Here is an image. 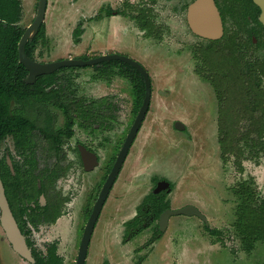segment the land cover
I'll list each match as a JSON object with an SVG mask.
<instances>
[{
	"label": "rangeland",
	"instance_id": "1",
	"mask_svg": "<svg viewBox=\"0 0 264 264\" xmlns=\"http://www.w3.org/2000/svg\"><path fill=\"white\" fill-rule=\"evenodd\" d=\"M189 2L48 0L44 26L50 41L44 45L40 42L36 55L43 54L42 57L38 56L40 62L68 58L90 60L111 54L134 58L132 51L136 52L140 42L128 36L125 17L113 16L102 21L91 19L106 6L113 10H125L129 17L126 22L130 24L132 35L146 47L142 54L146 65L141 62L149 68L154 98L147 119L125 162V170L118 180V184L125 183V200L122 202V191L118 187L108 205L113 211L117 203L125 206L124 215L119 221H114L115 234H121L123 219L132 218L144 196L151 192L154 178L165 179L174 185L168 197L172 207H198L207 217L212 232L206 230V225L199 218L174 217L171 228L160 240V247H156L159 254L155 258H161L160 264H264V243L256 244L251 253L246 252L234 227L239 204L234 190L241 182L252 181L257 197L264 198V146L258 142L259 146L255 144L250 147L251 144L244 140L239 145L244 155L240 158L223 156L219 143V111H226L230 103L226 98L227 104H220L219 95L209 78L213 69L208 58L222 62L223 56L232 53L229 50L232 43L227 38L209 43L193 34L183 6ZM21 3L23 17L20 26L26 29L36 17L39 0H21ZM143 9L148 20L155 23V39L153 33L148 36L149 32L140 31L137 21L132 19L141 11L144 12ZM80 21H83L85 32L81 41L77 42L74 32ZM241 54L246 63L264 62V49L260 47H244ZM242 72L245 73L246 69L243 68ZM95 75L96 71L92 67H82L76 72L74 69L64 71L59 78L77 96L97 102L115 103L119 108V127H125L126 130L132 120L131 100L127 94L131 92V85L120 77L113 78L107 84L94 79ZM226 88L223 90L226 91ZM234 89L232 85L227 88L231 97L238 96L237 102L232 104L235 109L233 114L231 112L229 126L232 128V140L238 142L244 138L250 119L242 113L241 117L236 116L242 107V98L239 90ZM37 109L41 116L43 105L34 107L33 113ZM50 112L55 118L62 119L56 111ZM224 120L226 118L221 116V121ZM176 121L183 124L186 130L175 129ZM250 138L257 139L256 134ZM262 141L264 144V135ZM10 145L9 139L3 143V149L10 150ZM111 218L112 215L105 216L102 219L104 223L97 228L91 245L90 255L93 258L90 264H101L104 260L111 264H123V261L125 264H137L140 261L143 264H156L153 259H149L150 251L153 253L154 249L145 243L150 238V230L144 233L143 238L125 244V258L120 252L122 245L119 244V237L113 247L116 246L114 249L120 253L101 255L112 240V227L104 226L111 222ZM66 221L62 218L52 227L49 235L44 229H37L39 236L33 242L37 250L44 251L48 240L59 239L58 252L64 258V264H74L78 240L67 236ZM42 231L43 234L40 233ZM3 242L4 234L0 226L2 264H29L10 248L7 249ZM140 249L145 251L137 253Z\"/></svg>",
	"mask_w": 264,
	"mask_h": 264
},
{
	"label": "flooded vegetation",
	"instance_id": "2",
	"mask_svg": "<svg viewBox=\"0 0 264 264\" xmlns=\"http://www.w3.org/2000/svg\"><path fill=\"white\" fill-rule=\"evenodd\" d=\"M194 1L195 0H190L189 3L183 5L184 9H186L185 16L191 31L192 29L188 21V10L189 6ZM214 1L222 19V37L217 40H211L202 38L196 35L193 31L192 32L199 38L209 43L220 42L225 38H227L228 42L232 43V45L229 46V50L232 53H228L227 56H223V58H221L222 62L219 63V61H213L211 58H208L213 69L212 75L209 76V78L211 79L215 92L219 95L220 104L225 105V94L226 91L229 92L227 88L229 85H231V78L241 75V51L243 48L260 47L264 49V25L260 20L261 8L255 3V0ZM107 8H109V6H106L105 9L99 11V14H106ZM110 8L113 9L112 7ZM182 8H180V11ZM143 11L144 12L141 11V13H138L137 16H133L132 19L137 21V26L140 31L149 32L148 36H152L153 33V38H156L157 31L155 30L156 28L154 26L155 23L150 22V20H148V16L145 14L144 9ZM99 14L91 19L102 21L104 18H111L103 17L102 19H98L97 17ZM127 16L128 15L126 13L125 16H123L125 17V24L127 25L125 30L126 32H129L128 36H131L132 39H136L140 43L136 47V52L134 50L132 51L135 55V59L128 56L125 57L137 62L147 71L151 80V100L149 103L148 112L143 120L136 138L129 148L127 157L124 160L114 183L109 188L104 202L99 208L98 215L91 232L84 264H90V259L93 258L90 255L92 247L91 245L97 228H99V225L101 226L104 223L102 222V219L105 216L108 217L110 215H112L111 222L104 226L112 227V240L109 246L103 250L105 253H102L101 255L116 253L117 250L114 249L116 246L113 247V244L116 243V238L119 237V244L122 245L120 252L124 257L125 244L133 243L140 237L143 238L145 235L144 233L147 230H150V238L145 240V243L149 248L154 249V252L152 253V251H150L151 255L149 256V259H153L156 264H160L161 258H155V256L159 254L157 251L158 248L156 247H160V240L171 228L172 219H175L174 217L176 216H185L171 215L167 225L163 226L161 223L162 215L167 211H177L179 209H183L186 206H194L186 205L182 208H173L168 197L172 194L174 185L168 180H158L154 178V185L151 189V192L145 195L141 203L136 207L134 216L129 220L123 219L121 234L117 236L114 232V221H119L122 215H124L125 206L123 203L119 206L117 203L115 210L113 211V209L108 205L110 201H112L111 199L113 198L114 191L118 189V187L122 191V202L125 200V183L118 184V180L125 170V162L132 151L135 141L147 119L154 98L152 77L149 68L143 65V63L145 64V60H143L142 54L146 50V47L143 45V43H141V40L132 35L130 24L126 22V18H129ZM82 22L83 21H80L78 25ZM43 25H45V21ZM78 25L76 27H78ZM82 28H84L83 23ZM46 36V44H48L50 39L48 37L47 28ZM40 42L42 44V41ZM38 46L35 51L34 59L29 57L28 54L27 55L32 60L40 62L38 60V56L42 57L43 54L40 55L39 53L38 56L36 55ZM125 65H127L125 66V69L130 67L135 71H132V73H138L140 78L138 81L140 83L143 82L141 89H138L137 91L135 90L134 85L129 79V76H126L127 74H125V78L116 73L112 74L109 78L103 76L100 77L99 72L93 68L94 66L85 67H92L96 71L94 79H97L101 82L108 84L113 78L120 77L125 79V81L131 85V92L127 94L131 100L130 109L132 111V120L126 130L125 127L121 129L119 127V108L115 103L112 101L97 102L93 99L77 96L74 91L68 89V86L62 84L61 78H59L60 73L69 70L73 71V69L76 72L82 67H62L51 73H58L56 77V83L52 87L46 88V91L49 92L53 89H60L62 92L59 99L63 105L54 104L51 101L40 102L34 98H32L31 101L26 104H19L16 102L11 104V110L13 113L27 119L28 123L32 127L28 129L24 138H18L15 134L9 133L4 138L0 139V161L1 165H3V169H0V180L4 187L5 196L9 203L10 209L21 233L25 237L29 249L31 250L34 262H29L23 259L14 251L12 244L7 238L6 231L2 226L1 207L0 226L4 234L3 243H5L6 248H10L14 254L29 264H37V255L41 256L43 259H48L52 253L60 258L62 264H64V258L58 252L59 239L54 241L48 240L44 251L37 250L33 242V240L39 236L36 232L37 229L42 228L44 229V232L49 235L52 227L55 224H58L62 218L67 220V236L78 240L76 245L77 256L74 262V264H77L83 238L85 236V232L87 231L90 219L95 213V210H98V202L103 193L105 183L111 174L117 159L121 155L125 141L146 98V82L144 76L131 64L125 62ZM46 75L37 76L33 83H26L33 85L37 82L38 78ZM239 84V82L238 84L234 82L232 86L235 88L234 90H239L240 92L241 87ZM225 86L227 87L226 91L223 90ZM222 91L224 94H222ZM40 105H43L44 107L41 116L39 109L33 113L34 107ZM50 108L53 111L59 113L62 116V119L55 118V116L50 112L52 111ZM219 112L218 125L220 124L222 112H224V110ZM177 122L178 121L174 123L175 129H177ZM9 139L11 140L10 150H5L3 149V143ZM164 181L168 184L164 187H159V184ZM196 208L203 214V212L198 207ZM203 215L205 216V214ZM185 217L199 218L198 216ZM199 219L202 220L201 218ZM204 224L206 225L205 222ZM208 226L206 225L207 228H209ZM40 233L43 234V231ZM142 251H145V249H140L137 253H142ZM0 264H2L1 261ZM101 264L111 263L108 260H104ZM123 264H125L124 261ZM137 264L143 263L140 261Z\"/></svg>",
	"mask_w": 264,
	"mask_h": 264
},
{
	"label": "trees",
	"instance_id": "3",
	"mask_svg": "<svg viewBox=\"0 0 264 264\" xmlns=\"http://www.w3.org/2000/svg\"><path fill=\"white\" fill-rule=\"evenodd\" d=\"M113 15L125 16V10H113L109 7L106 9V14H99L97 18L102 19ZM21 19V0H0V139L9 133L15 134L18 138H24L28 129L32 127L27 119L13 113L11 110L13 102L26 104L34 98L40 102L51 101L54 104L63 105L59 99L62 92L60 89L46 91V88L55 85L58 73L42 76L33 85L27 84L25 81L28 71L20 63L18 51L19 42L25 32V29L19 25ZM83 33L84 29L80 23L74 32L77 42ZM46 39V28L43 25L39 34L27 44L26 52L29 57L34 59L38 44L40 41L43 45L46 44ZM243 57L241 54V75L232 77L231 85L234 82L240 83L242 107L239 108L240 110L238 109L236 116L241 117V113L243 116L248 115L250 125L244 134V138L238 142L232 140V128H230L229 123L231 112L233 114V109H235L232 104L234 101L237 102L238 96L235 95L233 98V95L230 96V91H226L225 97L229 99L230 104L226 111L222 112L226 121H220L219 124L221 135L219 143L224 157L233 155L240 158L244 155L242 148H239L241 141L244 140L251 144L250 147L255 144L259 146L258 142L260 146H264L262 141L264 135V62L246 63ZM125 66L127 65L121 61H111L93 68L99 72L100 77L109 78L116 73L125 78V74H127L126 76H129L135 90L141 89L143 82L138 81L140 79L138 73H132L135 71L130 67L125 69ZM243 68L246 69L245 73L242 72ZM225 104H227L226 100ZM252 134H256L257 139H251ZM0 169H3L1 161ZM234 192L239 199L234 227L237 235L241 238L244 250L251 253L256 244L264 243V198L257 197L253 182L248 180L241 182ZM206 230L212 232L210 228L206 227ZM36 261L37 264H62L61 259L54 253L50 254L48 259H43L37 255Z\"/></svg>",
	"mask_w": 264,
	"mask_h": 264
},
{
	"label": "water",
	"instance_id": "4",
	"mask_svg": "<svg viewBox=\"0 0 264 264\" xmlns=\"http://www.w3.org/2000/svg\"><path fill=\"white\" fill-rule=\"evenodd\" d=\"M255 3L261 8L260 20L264 25V0H255ZM47 7H48V0H39V6L36 17L33 23L25 30L19 42L18 50H19L20 63L23 64L29 71V75L26 79L27 83H33L37 76L51 74L62 67L95 66L103 62H111V61H121L124 63L126 62L131 64L133 67L137 68L142 73L146 82V98L144 104L140 109L139 114L134 122V125L132 126V129L125 141V145L121 152V155L117 159L115 166L105 183L103 193L98 202V210H95V213L90 219L87 231L85 232L81 251L77 261V264H84L87 255L89 240L91 237V232L94 223L96 221L99 208L104 202V199L106 198V194L109 188L114 183L116 176L124 160L127 157L129 148L131 147L132 142L136 138L137 133L148 112L149 103L151 100V80L149 78L147 71L140 64L131 60L130 58L120 56L118 54L100 56L90 60L68 59V60L51 62V63H40L29 58L26 53V45L29 40L33 39L39 33L40 28L42 27L45 21ZM188 21L192 31L196 35L202 38L217 40L220 39L223 35L222 19L214 0H195L189 6ZM176 128L181 131L185 130V126L180 122L176 123ZM167 184L168 183L164 181L159 184V187H164ZM0 207L2 210V218H1L2 226L6 231L7 238L9 242L12 244L14 251L17 254H19L23 259L29 262H34V258L32 256L31 250L29 249L25 237L21 233L17 225V222L13 216V213L10 209L1 180H0ZM171 215H185L190 217L198 216L206 223L207 226L209 225L207 218L195 206H186L183 209H179L177 211H167L161 217V223L163 226L167 225V222Z\"/></svg>",
	"mask_w": 264,
	"mask_h": 264
}]
</instances>
